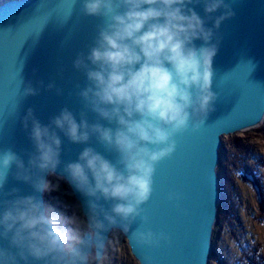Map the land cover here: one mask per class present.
<instances>
[{
	"label": "clouds",
	"instance_id": "obj_1",
	"mask_svg": "<svg viewBox=\"0 0 264 264\" xmlns=\"http://www.w3.org/2000/svg\"><path fill=\"white\" fill-rule=\"evenodd\" d=\"M201 3L207 20L196 11ZM82 11L103 19L94 46L74 61L88 80L78 95L98 119L90 123L81 111L78 121L65 107L44 125L29 108L23 125L35 152L25 164L13 150H0V192L14 164L18 181L37 193L51 190L48 176L63 163L59 132L73 144L89 145L94 137L116 160L89 145L64 164L63 172L84 198L79 214L66 216L37 195H18V188L4 193L14 198L0 202V240L7 241L0 244V264L99 259L109 226L122 222L126 230L137 218L149 222L143 205L153 192L156 165L174 154L178 134L198 130L215 110L218 31L235 16L226 0H83ZM197 40L203 43L197 46ZM37 94L31 84L25 89V95ZM168 199L179 201L181 194L169 193ZM136 236L149 246L171 243L163 231L138 230Z\"/></svg>",
	"mask_w": 264,
	"mask_h": 264
},
{
	"label": "water",
	"instance_id": "obj_2",
	"mask_svg": "<svg viewBox=\"0 0 264 264\" xmlns=\"http://www.w3.org/2000/svg\"><path fill=\"white\" fill-rule=\"evenodd\" d=\"M226 2L235 16L224 21L218 31L221 42L213 60L212 86L218 96L215 110L198 130L189 128L178 134L174 154L156 165L153 192L143 205L149 222L143 224L137 218L126 230L122 222L109 226L99 259L94 258L91 264H102L110 234L115 230L124 236L138 264H208L220 201L217 166L222 137L259 126L264 120V0ZM82 7L83 0L0 3V150H13L25 164L35 152L23 125L29 108L44 125L65 107L78 121L81 111L87 112L90 123L98 119L78 95L88 80L83 70L74 67V61L81 53L86 57L94 46L103 19L84 14ZM195 8L207 20L203 4ZM207 26H213V21H207ZM195 43L200 46L203 42ZM29 84L38 89L37 95H25ZM59 135L63 140V163L48 179L54 176L65 181L82 211L84 198L63 172L64 164L75 161L89 145L113 162L116 155L105 151L94 137L89 145H83L69 142L62 132ZM15 173L14 164L0 192V202L14 198L4 195L13 188L20 189L18 195L34 194L46 202L45 192H35L31 184L18 181ZM173 192L181 194L179 201L168 199ZM148 229L167 233L171 243L162 241L159 247L143 244L136 232ZM0 244L7 246V241L0 240Z\"/></svg>",
	"mask_w": 264,
	"mask_h": 264
},
{
	"label": "rangeland",
	"instance_id": "obj_3",
	"mask_svg": "<svg viewBox=\"0 0 264 264\" xmlns=\"http://www.w3.org/2000/svg\"><path fill=\"white\" fill-rule=\"evenodd\" d=\"M223 141L226 149H220L217 166L220 201L208 264H242L251 251L264 256V120L254 128L223 136ZM48 180L56 191L54 183L62 179L50 176ZM55 200L50 205L58 211L61 201ZM60 212L72 216L81 211L72 203ZM102 264H138L118 230L110 234Z\"/></svg>",
	"mask_w": 264,
	"mask_h": 264
},
{
	"label": "trees",
	"instance_id": "obj_4",
	"mask_svg": "<svg viewBox=\"0 0 264 264\" xmlns=\"http://www.w3.org/2000/svg\"><path fill=\"white\" fill-rule=\"evenodd\" d=\"M5 0H0V3L4 2ZM222 149H226L223 137H222ZM56 184V191L55 188L52 190L53 187H51V190L48 191V197H46V202L48 204H51L52 199H56V202H60L61 204H58V212L60 210L67 211V208L72 203H77L79 212L81 211L79 203L76 201V199L73 196V193L70 189V187L65 183L63 180H59V183ZM224 189V185L221 186V190ZM51 196V197H50ZM246 256V255H245ZM242 264H264V256L261 254H257L256 251H251L249 255H247L244 259H242Z\"/></svg>",
	"mask_w": 264,
	"mask_h": 264
},
{
	"label": "bare ground",
	"instance_id": "obj_5",
	"mask_svg": "<svg viewBox=\"0 0 264 264\" xmlns=\"http://www.w3.org/2000/svg\"><path fill=\"white\" fill-rule=\"evenodd\" d=\"M260 125V124H259ZM254 128V127H253ZM234 134V133H233Z\"/></svg>",
	"mask_w": 264,
	"mask_h": 264
}]
</instances>
